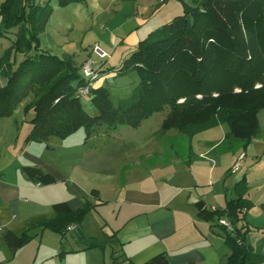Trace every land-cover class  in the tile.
Instances as JSON below:
<instances>
[{"label": "trees", "instance_id": "16d2710c", "mask_svg": "<svg viewBox=\"0 0 264 264\" xmlns=\"http://www.w3.org/2000/svg\"><path fill=\"white\" fill-rule=\"evenodd\" d=\"M9 1L3 29H14L15 38L0 62L6 80L0 87V119L10 117L30 100L25 112L33 114L32 131L26 142L59 145L81 128L86 140L101 127L110 132L120 127L135 129L165 107L171 112L162 123L163 132L175 130L192 137L227 125L226 140H238L245 146L259 134L258 114L264 109V0H195L193 5H185L183 15L153 30L118 69L119 75L134 72L139 78L129 98L115 106L109 87L95 84L91 88L93 114L85 111L77 95L86 83L74 57L60 58L42 49L40 36L54 12L53 0ZM57 1L60 7H67L80 0ZM242 34L255 41L263 63L247 54L239 40ZM95 70L99 78L111 71ZM225 99L236 103L220 106ZM22 172L35 184L57 183L53 174L38 166H25ZM245 182L246 178L237 187H245ZM91 195L99 199L97 190ZM250 206L240 197L228 201L223 210H202L199 214L222 230L232 250L225 264L264 263V254L255 252L247 226L241 225ZM92 209L89 201L79 210L68 202L55 203L53 216L45 225L33 222L20 235L7 231L3 239L15 253L16 242L19 246L27 244L39 227L65 236L68 227L80 226L85 213ZM222 218L230 221L232 231L219 224ZM144 264L173 263L164 252Z\"/></svg>", "mask_w": 264, "mask_h": 264}, {"label": "crops", "instance_id": "0c3cea01", "mask_svg": "<svg viewBox=\"0 0 264 264\" xmlns=\"http://www.w3.org/2000/svg\"><path fill=\"white\" fill-rule=\"evenodd\" d=\"M136 1L148 6V10H145L143 24L132 25L134 27L127 33L139 29L140 42L153 30L166 24L161 22L169 12H164L166 9L159 6V3L167 0ZM174 1L180 5L176 8L180 13L183 12L182 5L191 6L195 2ZM56 2L53 0L52 5ZM170 4L168 2L167 5ZM52 29L54 25L50 21L40 36L42 49L60 58L72 56L57 54L55 35L50 34ZM138 44L134 43L126 55ZM92 52L73 55L74 60L79 66L83 65ZM5 82L1 80L0 87ZM32 119L33 114L28 113L24 119L26 125L16 122L15 128L12 125L1 128L0 264H90L92 260L88 254L82 259L73 254H62L63 246H57L55 253L43 256L40 253L20 254L26 244L19 246L17 241L13 253L3 239L7 231L20 235L33 222L45 225L53 216L52 205L56 202L53 201V191L48 186L33 183L22 172L25 166H37L35 162L38 158L31 153L23 156L27 147L35 143L26 142L32 131ZM0 120L12 121L10 118ZM258 120L260 132L247 146L238 140H226L229 130L227 125L216 126L190 137L174 131L163 132L161 121L156 131L145 138L148 143L142 148L119 149V152L111 153V148L114 147L115 151L118 148L110 146L113 145L110 143H96L94 147H87L85 160L91 162L88 163L91 167L86 172L92 171L101 177V184L97 186L99 199L89 201L88 193L96 189H84L83 193L80 190L81 194L69 200L74 210L83 208L88 201L95 209L86 216L84 223L68 233L80 230L86 237L105 241V264L108 257L130 264H144L164 252L169 254L173 264H225L232 252L222 230L199 214L202 210H223L228 201L243 197L251 206L246 209L241 225L247 226L249 241L255 252L264 254V109L259 112ZM120 128L128 130V127ZM157 140L158 143H155ZM242 153L246 156L241 167L232 173V166ZM102 163L116 165L114 168L122 175L121 183L114 168L100 170L99 165ZM45 171L52 173L48 169ZM244 178L245 187H237ZM199 202H204L202 210L196 207ZM45 230L48 229L39 227L37 232ZM43 235V238L47 236L54 240L57 237L54 236L57 233L52 230L45 231ZM96 263L100 264L98 261Z\"/></svg>", "mask_w": 264, "mask_h": 264}, {"label": "rangeland", "instance_id": "374dc122", "mask_svg": "<svg viewBox=\"0 0 264 264\" xmlns=\"http://www.w3.org/2000/svg\"><path fill=\"white\" fill-rule=\"evenodd\" d=\"M142 1L145 3L144 0ZM168 2H171L172 4L167 5ZM9 6V0H0V62L2 61L5 51L12 46V42L15 38L14 29L9 32L3 29L5 19L9 15ZM159 6H162L163 10L166 9L164 12H169L167 18L162 20L163 22L161 23H169L173 18L183 15L186 9L185 5H182L183 12H178V9L176 8L180 5H176V1L174 0H167L164 3L161 2L159 3ZM147 7L148 6L145 7L143 3L136 0H80L79 2H70L67 7H60L57 1L53 5L54 12L47 23L48 26L51 21V24L54 25V29H52L50 34L55 35L53 38L55 39L58 55L69 54L73 56L82 54L83 52H92L96 45L100 46L102 50L109 54L110 58L107 61L99 59L93 52L89 59L95 61L97 71H108L111 69L108 75L100 76L96 86H106L111 89L113 104L115 106H118L122 99L129 98L133 89L137 88L139 85V78L136 73L129 72L125 75H119L117 71L123 66L127 51L134 43H139V29L134 33L128 34L127 32L137 24L140 25L142 23V20L146 17L144 15L147 12H145V10H148ZM150 24H154V22H151ZM150 24L148 26H150ZM142 28H144L143 25ZM239 40L249 56L253 57L259 63H263L260 59L255 41L250 36L242 34L239 37ZM83 65H78L80 67L79 74L81 76H83ZM2 71L4 70L0 68V82L1 80H5L2 76ZM80 101L85 111L90 114L95 112L94 104L89 96L80 97ZM28 102H30V100L23 102L13 114L8 117L12 121L5 120V122L0 120V133H2V127H5L6 129L12 125L11 127L15 128L16 122H18L16 124L19 125H26L24 119L25 115L28 114L25 112ZM180 103H183V101H180ZM235 103L234 100L232 103L231 99H225L220 101V106L230 104L234 106ZM170 112L171 108L165 107L162 111L155 113L145 120L138 128H128V130L125 131L118 128V131H116L117 133L110 132L105 127H101L89 140H86V132L81 128L56 147L52 144L47 145L45 143L35 142L30 145V147H27L23 156H25V153H31L36 159L38 158L35 162L37 166L44 170H51V172L56 175L57 183L47 187L53 191V201H56L54 204L59 202H69V200H72L78 194H81L80 190L82 193L89 189L99 190L97 186L101 184L99 182L101 181L100 175L93 174L95 172L92 171L86 172V170L91 167V164L88 165V163L91 162L87 159L85 160V156H87L86 151H88L87 147H94L96 143H110L113 144L110 146L118 148L117 151H115L114 147L111 148V153L119 152V149L126 150L128 148H142L148 143V139L145 138L156 131L158 124L161 121L163 123ZM196 127L197 125L195 128ZM171 131L177 132L175 130ZM6 133L8 135L7 130ZM158 141L159 140L155 143H158ZM94 166L96 167V165ZM114 166L116 167V165L108 166L106 163H102L99 165V168L100 170L106 167L111 169L114 168ZM114 169L117 179L121 183L122 175L116 171V168ZM85 172L87 177L84 175ZM88 195L90 197L89 201L94 202V197L91 195V192H89ZM94 209L95 208L85 213L82 221L83 223L86 216ZM102 227L104 228L105 226ZM49 230L50 229L45 231ZM94 230L95 233H97L96 228H94ZM45 231L35 232L33 234V239L26 244L20 254L30 253L31 255H37L40 253V255L43 256L55 253L57 246H63L64 250L61 251L62 254H73L79 256V258L81 257V259L84 255L88 254L87 256L90 261L92 260L90 264H97V261L100 264H105L103 258V253L107 246L103 245L105 241L86 237L85 235H82L80 230L70 234L67 233L65 236L57 233V235H54L57 236L54 237V240L47 236L43 238V233ZM74 240H76V242H74ZM98 243L100 244L96 246L91 245ZM259 247L261 248L262 244H260ZM229 249L232 252L230 247ZM109 260L110 257H108L106 264H130L129 262H123L120 260Z\"/></svg>", "mask_w": 264, "mask_h": 264}, {"label": "built area", "instance_id": "2783aa9c", "mask_svg": "<svg viewBox=\"0 0 264 264\" xmlns=\"http://www.w3.org/2000/svg\"><path fill=\"white\" fill-rule=\"evenodd\" d=\"M92 51L99 59L103 61L110 58L109 54L106 51L102 50L100 46L98 45H96ZM82 72H83V77H84V81L86 84L80 87L77 95L79 97H88L90 96L91 88L96 84L99 78V74L95 70V61L93 59H88L86 63L82 66ZM245 156H246L245 153H242L239 155L234 165L232 166V169H231L232 173H235L240 169L241 163L243 159L245 158ZM219 224L221 226L226 227L229 231L233 230V227L230 221L225 218L220 219ZM76 227H77L76 225L69 226L67 229V233L71 232Z\"/></svg>", "mask_w": 264, "mask_h": 264}, {"label": "water", "instance_id": "95a60500", "mask_svg": "<svg viewBox=\"0 0 264 264\" xmlns=\"http://www.w3.org/2000/svg\"><path fill=\"white\" fill-rule=\"evenodd\" d=\"M196 207L200 210H202L204 208V202H199L196 204Z\"/></svg>", "mask_w": 264, "mask_h": 264}]
</instances>
